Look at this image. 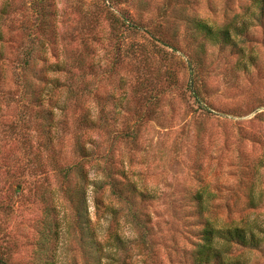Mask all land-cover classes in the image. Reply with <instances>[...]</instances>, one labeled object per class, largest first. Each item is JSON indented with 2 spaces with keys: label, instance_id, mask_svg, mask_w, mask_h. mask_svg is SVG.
I'll return each mask as SVG.
<instances>
[{
  "label": "rangeland",
  "instance_id": "374dc122",
  "mask_svg": "<svg viewBox=\"0 0 264 264\" xmlns=\"http://www.w3.org/2000/svg\"><path fill=\"white\" fill-rule=\"evenodd\" d=\"M192 17L243 30L211 43ZM206 220L254 237L219 241L222 264H264L260 7L0 0L2 258L198 264Z\"/></svg>",
  "mask_w": 264,
  "mask_h": 264
},
{
  "label": "trees",
  "instance_id": "16d2710c",
  "mask_svg": "<svg viewBox=\"0 0 264 264\" xmlns=\"http://www.w3.org/2000/svg\"><path fill=\"white\" fill-rule=\"evenodd\" d=\"M252 2L258 5V7H260V11L264 13V0H252ZM113 22L116 24H118L119 22L125 25V27L129 29L131 28L136 29L137 26L135 25L134 22H131L129 18L127 19L126 17L123 16L114 17ZM188 22L190 23V26L193 30L192 36L202 33L204 37H206L207 41L211 43H220V44L222 43L223 45L234 44L235 38L234 35H232L231 33L233 31L243 30L242 28H236L235 25L230 26L226 24H223L222 26H219L216 29H214L213 25L207 23L205 20L203 19L197 20L193 17ZM30 54L31 53H29L28 56ZM29 62L30 61L28 59H25L24 64L27 66ZM194 65L191 64L192 67ZM190 88L192 92L195 93V89H193V87ZM83 117H85V115ZM82 175L84 176V174ZM114 183L115 180L110 179L111 188L115 192L116 186ZM131 191L132 192L135 191L139 195H143L142 191L136 190L134 184H132ZM80 222L81 225L83 226L84 221H81V217H80ZM199 235H200V240L196 243V248L193 251L194 253L193 259L198 264H209L210 261L212 260L219 264H222L224 262L222 259L223 249L221 248L223 246L219 245V241H221L223 245L224 244L229 245L230 242H234V241L236 243H240L243 245L254 243L253 235L248 237L249 234L247 235L243 228L237 226H225L222 228H218L213 226V224L207 220L205 221L203 227L201 228ZM0 264H8L7 259L2 258L1 255H0ZM41 264H56V263L54 262V260L46 258L44 261H42Z\"/></svg>",
  "mask_w": 264,
  "mask_h": 264
}]
</instances>
